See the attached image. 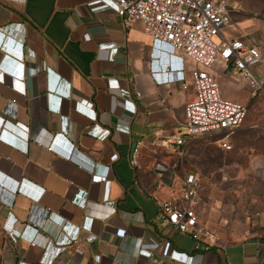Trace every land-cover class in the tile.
<instances>
[{
	"label": "crops",
	"instance_id": "1",
	"mask_svg": "<svg viewBox=\"0 0 264 264\" xmlns=\"http://www.w3.org/2000/svg\"><path fill=\"white\" fill-rule=\"evenodd\" d=\"M89 1L0 0V264H95L96 254L102 264H149L140 248L162 264L264 263V185H231L243 169L214 166L213 152L229 150L212 134L185 133L195 63L183 57L181 67L142 21L125 25ZM209 70L229 97L232 66ZM106 166L105 180L92 177ZM189 171L201 181L198 220L214 232L208 249L156 218ZM12 218L16 240L3 228Z\"/></svg>",
	"mask_w": 264,
	"mask_h": 264
},
{
	"label": "built area",
	"instance_id": "2",
	"mask_svg": "<svg viewBox=\"0 0 264 264\" xmlns=\"http://www.w3.org/2000/svg\"><path fill=\"white\" fill-rule=\"evenodd\" d=\"M94 1L98 3L93 9H113L125 25L137 19L142 21L143 30L153 38L157 48H166L169 59L178 56L181 67L184 66L183 57L195 63L190 67L195 92L185 105V133L191 136L212 134L220 147L230 150L231 139L246 118V104L224 96L219 81L209 68L218 60L231 65L235 71V84L247 89L252 98L259 90L264 92L261 66L264 62V41L252 35L225 34L224 27L233 23L227 0H91L89 3ZM89 37L88 32L83 34L84 39ZM179 72L180 79H184L183 68ZM163 75L168 78L167 72ZM187 85L188 82L183 80L182 86ZM81 103L86 108L93 106L88 99H83ZM124 105L131 107L125 100ZM183 141V136L175 139L179 144ZM180 152L183 153V150ZM116 156L112 153L110 159ZM132 162L136 163L135 157ZM87 166L93 169V165ZM106 167L103 173H94L92 177L105 180L108 177ZM200 186V177L195 171L185 173L181 194L177 199L161 201L156 218L167 226L168 234L174 231L187 233L192 237L195 249H208L214 240V232L198 220L196 205L199 203ZM14 220L12 218L11 222L3 225L12 240L20 235V230L13 225ZM91 226L92 218H89L84 228L90 231ZM93 236L91 233L87 238ZM139 254L145 256L149 264H162V259L153 250L140 248ZM100 261V255L96 254L95 264H102Z\"/></svg>",
	"mask_w": 264,
	"mask_h": 264
},
{
	"label": "rangeland",
	"instance_id": "3",
	"mask_svg": "<svg viewBox=\"0 0 264 264\" xmlns=\"http://www.w3.org/2000/svg\"><path fill=\"white\" fill-rule=\"evenodd\" d=\"M227 2L231 7L234 28L224 32L227 34L240 26L245 28L248 35L264 41V0ZM261 66L264 71V62ZM225 75L230 76L228 73ZM228 79L230 81L223 85L225 93L229 98H240L239 101L246 104V118L242 127L233 135L232 148L229 151L219 156L214 148V166L228 169L230 165L233 172L239 168L243 169L245 177L232 176L231 185H239L240 181L247 182L248 185H264V92L259 90L256 96L251 98L248 91L245 93L244 88L235 84L233 77ZM220 170L217 173H222V169Z\"/></svg>",
	"mask_w": 264,
	"mask_h": 264
}]
</instances>
